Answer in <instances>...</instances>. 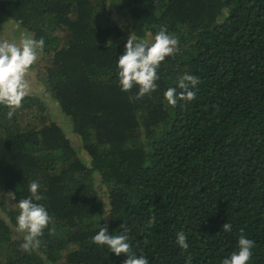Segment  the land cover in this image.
Wrapping results in <instances>:
<instances>
[{"label": "trees", "instance_id": "obj_1", "mask_svg": "<svg viewBox=\"0 0 264 264\" xmlns=\"http://www.w3.org/2000/svg\"><path fill=\"white\" fill-rule=\"evenodd\" d=\"M7 19L44 38L47 66L11 119L0 105V264H123L93 243L99 225L126 228L149 264H222L243 230L248 264H264V0H0ZM162 26L178 51L137 99L116 59L130 34ZM184 72L199 77L196 97L169 106ZM33 181L51 221L25 251L12 227Z\"/></svg>", "mask_w": 264, "mask_h": 264}, {"label": "clouds", "instance_id": "obj_2", "mask_svg": "<svg viewBox=\"0 0 264 264\" xmlns=\"http://www.w3.org/2000/svg\"><path fill=\"white\" fill-rule=\"evenodd\" d=\"M178 45V37L170 34L166 26H162L150 40L130 34L123 52L116 59L120 90L127 92L136 87L137 99L154 92L159 86L158 69L162 62L178 51ZM44 48L43 37L36 39L26 33H22L18 41L0 39V105L8 109L5 113L8 119L13 117L15 111L22 106L24 98L30 94L28 75ZM199 83V77L184 72L176 81V86L169 87L164 92L167 105L176 106L178 99L192 101L196 97V86ZM28 192V196L17 202L18 214L14 228L22 234L21 248L25 251H35L41 246L40 238L44 235L51 217L45 205L38 203L45 199L40 183L33 181L28 186ZM12 195L14 198L15 194ZM222 229L224 232H230L232 225L224 223ZM240 231L236 250L223 258L222 264H248L250 261L254 241L244 235L243 230ZM92 241L98 246L107 247L108 252L117 256L123 254V264H149L146 256L138 255L132 250L126 228L118 234H113L108 232L106 226L99 225ZM175 242L181 249L186 250L189 246L186 234L182 231L177 233Z\"/></svg>", "mask_w": 264, "mask_h": 264}, {"label": "rangeland", "instance_id": "obj_3", "mask_svg": "<svg viewBox=\"0 0 264 264\" xmlns=\"http://www.w3.org/2000/svg\"><path fill=\"white\" fill-rule=\"evenodd\" d=\"M24 33L21 29H19L18 27H16L14 25V22L11 21L10 19H7L6 21H4L1 26H0V39H7L9 41L12 40H19L21 34ZM30 35V34H29ZM47 66V61L46 60H40L38 59L36 61V63L31 67V71L28 75V79L31 85V91L29 95H39L42 92V85H41V73L38 71V68H43ZM51 118L53 119V121H55L57 124H59L60 126H62L61 124L63 123L61 114L57 111V109H51V114H50ZM72 139H77L76 135H70ZM77 141V140H76ZM79 142H76V144H78ZM8 196H1L0 195V202L5 201V199H7ZM2 216H4L3 214H5V212H1L0 213ZM12 230L15 233H18L15 231V228L12 227ZM13 232V233H14ZM14 233V234H15Z\"/></svg>", "mask_w": 264, "mask_h": 264}]
</instances>
